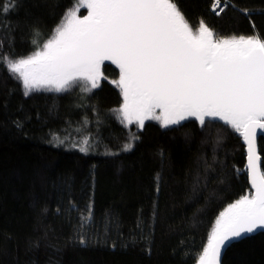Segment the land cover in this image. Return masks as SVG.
<instances>
[{
    "label": "trees",
    "instance_id": "1",
    "mask_svg": "<svg viewBox=\"0 0 264 264\" xmlns=\"http://www.w3.org/2000/svg\"><path fill=\"white\" fill-rule=\"evenodd\" d=\"M213 1L174 0L193 33L203 21L217 41L264 40V0H222L220 16ZM78 2L0 0V57L42 51ZM100 74L91 92L80 82L26 96L0 63V264H198L220 214L252 195L231 126L192 118L128 130L111 116L123 104L120 71L103 64ZM80 133L100 145L82 153L52 141ZM258 144L264 173V136ZM222 264H264V232L232 244Z\"/></svg>",
    "mask_w": 264,
    "mask_h": 264
},
{
    "label": "snow or ice",
    "instance_id": "2",
    "mask_svg": "<svg viewBox=\"0 0 264 264\" xmlns=\"http://www.w3.org/2000/svg\"><path fill=\"white\" fill-rule=\"evenodd\" d=\"M80 6L88 14L80 18L79 8L68 10L42 51L16 60L0 57V63L18 74L27 96L46 86L60 91L77 80L96 88L100 66L110 60L120 69L119 112L129 124L143 127L146 119H156L167 127L195 117L204 125L205 117H214L239 132L255 193L230 204L209 235L200 264H220L222 248L233 239L264 229V173L255 148L257 129L264 130V40L217 41L203 21L194 35L174 0H80Z\"/></svg>",
    "mask_w": 264,
    "mask_h": 264
},
{
    "label": "rangeland",
    "instance_id": "3",
    "mask_svg": "<svg viewBox=\"0 0 264 264\" xmlns=\"http://www.w3.org/2000/svg\"><path fill=\"white\" fill-rule=\"evenodd\" d=\"M225 7V6H224ZM76 8H79V10H78V12H77V15L79 16L80 15V12L82 11V9H85V11H86V15L88 14V9L87 8H85V7H81L80 6V0H79V2H78V5H76V7H74V8H72V9H76ZM80 17V16H79ZM80 18H82V17H80ZM64 20H66V17H65V19ZM63 20V21H64ZM61 25V24H60ZM198 32L199 31H197V32H195V33H193L194 35L195 34H198ZM100 70H101V68H100ZM14 76L15 75H18V74H13ZM19 80V79H18ZM102 80V74H100V77H99V80H98V85H99V83H100V81ZM119 80H120V78L115 82V85H117L118 86V82H119ZM20 81V83H21V86H22V89L24 90V92H25V89H24V87H23V82H22V80H19ZM82 83V84H84L85 86H87L88 87V89H89V91L91 92V90H93V89H96V88H98L99 86H97L96 88H92L91 87V84L90 83H88L87 81H83V80H77V81H74L70 86H67L66 88H64V89H62V90H60V91H56L55 90V88L53 87V86H46V87H41V88H38V89H35V90H32L30 93H32V92H36V91H44V92H47V91H51V92H64V91H66V90H69V88H71V86L72 85H74V84H77V83ZM113 84H114V82H113ZM119 87V86H118ZM120 88V87H119ZM121 90V89H120ZM121 94H122V91H121ZM122 96H123V94H122ZM123 103H124V100H123ZM123 105V104H122ZM122 107V106H121ZM120 109V108H119ZM119 109H114V111L111 113V116L113 117V118H115L120 124H121V126L122 127H124V128H127L128 130L129 129H131V127L132 128H135V129H142V127L139 125V123L138 122H136V121H133V123H131V124H129L127 121H125L124 120V118H123V116H122V114L119 112ZM156 115H159V109H157L156 110V113H155ZM192 118H194V119H196L195 117H187L185 120H188V119H192ZM205 119H215V118H212V117H205ZM185 120H182V121H185ZM197 120V119H196ZM148 121H152V122H154V123H156L158 126H161V122L160 121H158V120H156V119H146L145 121H144V124L146 123V122H148ZM198 121V120H197ZM221 122H223L224 123V121H222V120H220ZM199 122V121H198ZM180 123H181V121H180ZM200 123V122H199ZM86 125V124H85ZM171 125H169V126H167V127H170ZM162 127V126H161ZM235 131V130H234ZM133 133V132H132ZM239 133V132H238ZM240 134V133H239ZM133 135H134V133H133ZM130 138H131V140H130V143H128V144H131V146L133 145V143H134V141L136 140V139H134V136L133 137H131L130 136ZM85 140H87V144L84 142ZM52 141H53V143H55V144H58V145H60V147L62 146V148H64L65 149V146L67 147V148H70V149H77L78 151H80V148L81 147H84V148H87V151L90 149V148H92L93 147V149L95 148V147H97L98 145H100L99 144V141H97V140H92L90 137H88L87 135H84L83 133L81 134L80 133V135H78V136H74V137H66V139H65V142H63V143H58V141H56V140H54V139H52ZM65 144H67V145H65ZM75 145V146H74ZM87 151L85 152V153H87ZM121 151H123V152H127L126 150H124V147H123V149H121ZM80 152H82V151H80ZM83 153V152H82ZM111 154H113V153H110V152H107V151H105V152H103L102 153V155L103 156H107V155H111ZM224 212V211H223ZM198 264H200V262L198 263Z\"/></svg>",
    "mask_w": 264,
    "mask_h": 264
},
{
    "label": "water",
    "instance_id": "4",
    "mask_svg": "<svg viewBox=\"0 0 264 264\" xmlns=\"http://www.w3.org/2000/svg\"><path fill=\"white\" fill-rule=\"evenodd\" d=\"M103 63L114 65L116 68L119 69V67L116 64H114L112 61H110V60L103 61L102 64ZM100 68H101V66H100ZM119 71H120V69H119ZM216 119H219V118H216ZM263 136H264V130L257 129L255 148H256V151H257L258 154H259V144H258V142H259L260 137H263ZM242 140H243V145H245V147H246V156H247L248 155V153H247V144L244 141L243 136H242ZM260 158H261V156H260ZM245 167H247V159H246V166ZM260 169H261V172H262L261 159H260ZM247 178H248V183H249V189H251L252 195H253L255 193V189L251 187L248 173H247ZM263 232H264V229H259L258 228L256 230H254L253 233L243 234L242 238L250 237L252 235H256V234L263 233ZM242 238L233 239L230 243L227 244V247L222 248V253H221V257H220V264H222V262H223L224 255H225L226 251L232 246V244L240 241Z\"/></svg>",
    "mask_w": 264,
    "mask_h": 264
},
{
    "label": "bare ground",
    "instance_id": "5",
    "mask_svg": "<svg viewBox=\"0 0 264 264\" xmlns=\"http://www.w3.org/2000/svg\"><path fill=\"white\" fill-rule=\"evenodd\" d=\"M219 2H222L223 4L220 5L219 7L215 8L216 4H218ZM225 5L228 7L229 4L226 3L225 1H222V0H218V2H217V0H214V1H213V6L211 7L212 12H213L214 14L216 13V10L220 12V11H221L220 9H221V8L224 9V6H225ZM227 7H226V8H227ZM226 8H225L223 11H221L220 13L224 12V11L226 10ZM216 15H217V14H216ZM217 16H220V14L217 15ZM103 64H106V63H103ZM103 64H102V65H103ZM102 65H101V66H102ZM117 69H118V68H117ZM118 70H119V69H118ZM212 118H214V117H212Z\"/></svg>",
    "mask_w": 264,
    "mask_h": 264
},
{
    "label": "built area",
    "instance_id": "6",
    "mask_svg": "<svg viewBox=\"0 0 264 264\" xmlns=\"http://www.w3.org/2000/svg\"><path fill=\"white\" fill-rule=\"evenodd\" d=\"M222 4H223L222 2H219L218 4H216L215 8L219 7V6L222 5ZM226 7H227V6L225 5L224 9H225ZM224 9H223V10H224ZM216 12H219V11L216 10ZM220 12H221V11H220ZM220 12H219V14H220Z\"/></svg>",
    "mask_w": 264,
    "mask_h": 264
}]
</instances>
